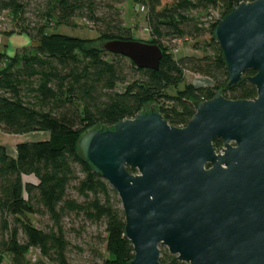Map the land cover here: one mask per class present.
Listing matches in <instances>:
<instances>
[{
    "label": "trees",
    "instance_id": "trees-1",
    "mask_svg": "<svg viewBox=\"0 0 264 264\" xmlns=\"http://www.w3.org/2000/svg\"><path fill=\"white\" fill-rule=\"evenodd\" d=\"M124 1L0 0V16L11 12L20 32L36 41L13 56L0 52V131L49 133L47 140L18 143L15 157L0 145V264L5 254H10V264H28L26 255L32 248L43 258L38 264H71L64 223L68 214L104 226L106 255H101V264H128L133 247L123 235L124 212L117 192L78 147L86 128L108 127L132 118L150 102L158 105L170 125L182 127L195 113L194 103L211 99L217 92L227 98L256 96L255 86L247 80L253 69L245 71L238 84L227 87L228 71L212 37L219 18L207 21L211 34L204 43L207 54L174 58L165 44L171 38H197L207 31L193 12L219 8L222 17L240 0H171L166 4L130 0L144 7L149 42L163 52L157 70L137 68L127 58L130 68L140 74L131 81L124 73L126 57L94 46L96 40L132 39L118 7ZM78 17L92 23L99 36L88 39L49 30L72 27ZM185 72L206 77L212 85L185 84L178 89ZM170 88H177L176 94H169ZM213 143L216 148L222 146L218 138ZM32 214L46 217L49 225L34 226L28 217ZM160 264L187 263L160 247Z\"/></svg>",
    "mask_w": 264,
    "mask_h": 264
},
{
    "label": "water",
    "instance_id": "water-1",
    "mask_svg": "<svg viewBox=\"0 0 264 264\" xmlns=\"http://www.w3.org/2000/svg\"><path fill=\"white\" fill-rule=\"evenodd\" d=\"M212 37L227 87L255 71L247 77L254 98L217 92L194 103L185 126L151 109L87 127L79 139L82 157L121 202L134 254L128 264H160V247L187 264H264V0H240ZM100 47L141 69L157 70L163 54L157 44L132 39Z\"/></svg>",
    "mask_w": 264,
    "mask_h": 264
},
{
    "label": "rangeland",
    "instance_id": "rangeland-1",
    "mask_svg": "<svg viewBox=\"0 0 264 264\" xmlns=\"http://www.w3.org/2000/svg\"><path fill=\"white\" fill-rule=\"evenodd\" d=\"M171 0H163L162 4L170 3ZM121 10L122 19L126 27L131 28L132 40L149 42L151 37L149 30L147 28V23L145 20V9L141 4L134 3L130 0H125L118 6ZM193 15L197 17L198 20L206 27L205 33L197 38H192L189 36L183 38H171L166 40L165 44L168 45L169 51L174 58H179L187 54H194L197 56H202L207 54L208 51L204 48V43L207 42L211 34L209 33V26L207 21L215 18H221V9L193 12ZM27 17H30L27 14ZM15 16L11 12H3L0 16V34L1 35H11L19 32V27L15 24ZM74 26L67 27L64 25L50 28L49 30H55L58 33L80 37L94 39L99 36V33L94 29L92 23L87 22L82 18H75ZM14 38L12 37H0V45L3 43L11 42ZM101 40H96L94 46L100 47ZM196 45V46H194ZM2 50L3 48H1ZM196 47V48H195ZM21 50V49H20ZM19 50V51H20ZM108 60H111L112 55L108 54L106 56ZM124 73L129 81L139 78L140 74L130 68V63L127 58H125ZM185 84H192L194 86H208L212 85L210 79L195 75L189 72H185L184 83L181 84L178 89H182ZM123 85H119V89H122ZM177 88L168 89L169 94H176ZM151 109H157L158 105L154 102H150L144 105L142 111H148ZM29 220L34 226L39 228H45L49 225V220L46 217H39L35 214L29 215ZM65 227L67 230V238L70 241L68 257L71 264H101L102 256L106 255L105 245L102 241L105 237L104 226L102 224L91 223L82 216L76 214H68L64 218ZM28 264H38L43 258H41L39 251L37 249H30L26 255ZM2 264H10V254L3 256Z\"/></svg>",
    "mask_w": 264,
    "mask_h": 264
},
{
    "label": "crops",
    "instance_id": "crops-1",
    "mask_svg": "<svg viewBox=\"0 0 264 264\" xmlns=\"http://www.w3.org/2000/svg\"><path fill=\"white\" fill-rule=\"evenodd\" d=\"M12 37L14 38L11 42L3 43L0 52L5 53L8 56H13L22 48H31L36 45V41L32 40L25 33L17 32L11 35H1L0 37ZM49 138L48 132L34 131L25 134H7L0 131V145H3L7 153L15 157L16 156V145L20 142H35L41 140H47Z\"/></svg>",
    "mask_w": 264,
    "mask_h": 264
},
{
    "label": "built area",
    "instance_id": "built-area-1",
    "mask_svg": "<svg viewBox=\"0 0 264 264\" xmlns=\"http://www.w3.org/2000/svg\"><path fill=\"white\" fill-rule=\"evenodd\" d=\"M221 147H222V146H221ZM221 147H219V148H217V149H219V150H220V148H221Z\"/></svg>",
    "mask_w": 264,
    "mask_h": 264
}]
</instances>
